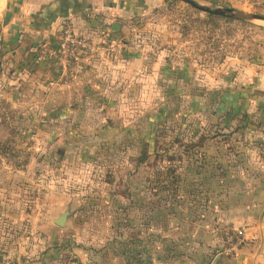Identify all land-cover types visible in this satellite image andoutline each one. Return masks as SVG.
I'll use <instances>...</instances> for the list:
<instances>
[{"label":"rangeland","instance_id":"1","mask_svg":"<svg viewBox=\"0 0 264 264\" xmlns=\"http://www.w3.org/2000/svg\"><path fill=\"white\" fill-rule=\"evenodd\" d=\"M193 1L208 9L264 15V0ZM123 5L130 9L123 12L117 0L106 7L118 12L95 7L77 21L48 19L47 31L24 35L25 47L23 34L16 33L21 44L8 54L3 40L16 21L15 0H7L0 12L6 53L0 115L19 121L15 148L6 158L0 151V264H82L75 250L88 231L93 244L101 245L100 235L116 236L120 242L111 248L133 254L134 227L149 222L148 197L168 204L169 216L182 207L205 218L202 228L215 226L213 236L225 242L210 250L209 264L220 258L245 264L242 256L247 264H264L262 223L224 226L220 212L223 224L217 226L205 213L220 200L225 182L233 201L247 200V207L264 198L260 135L247 152L235 130L243 120L258 123L247 110L259 103L253 89L264 73V21L215 20L211 16H220L180 0H123ZM114 24L121 25L119 34L113 33ZM66 28L90 44L75 57H66L71 49ZM30 53L42 70L54 73L52 80L44 75L40 88L52 94L17 103V90L14 98L6 95L16 86L7 75ZM65 96L72 102L54 111ZM23 107L26 113H14ZM201 137H207L202 147ZM66 212L61 228L55 220ZM257 255L262 258L251 257Z\"/></svg>","mask_w":264,"mask_h":264},{"label":"crops","instance_id":"2","mask_svg":"<svg viewBox=\"0 0 264 264\" xmlns=\"http://www.w3.org/2000/svg\"><path fill=\"white\" fill-rule=\"evenodd\" d=\"M116 1L117 0H15L16 21L13 23L15 26H13V24L9 25V34H7L4 38L5 40H3L5 44V47L3 45V52L21 44V40L16 36L18 32L23 34L21 39L24 41L25 47L27 36L32 37V35L38 31L48 30L50 22L46 25V20L51 19L56 22L64 18H73V21H77L76 18L78 15L88 12L89 9L93 10L95 7L98 8V11L101 7L100 10L106 9L110 12H118L120 10L116 7H106V2L112 4L116 3ZM118 2L123 12L130 9L128 5L126 7L123 5V0H118ZM51 26L53 27L54 25ZM13 32H15V34H13ZM25 34L27 36H24ZM38 64L36 60L33 61L26 68V71L16 78V81L11 79L12 84H16L14 87L17 90V95L15 93L17 103H21L19 100L21 95L25 98V101H27L26 99L29 100L27 102H36L41 98L44 100L48 94H52L51 92L40 90V88L43 87L47 81L44 75L46 74L48 79L52 80L54 78V73L51 71V68L42 70L41 66H38ZM25 76L28 77V82H24ZM255 82L257 90L253 89V92L256 94L255 96L259 103L249 106L247 112H252L254 115L252 117L257 118L258 123L252 121L251 123L253 124H250V122L243 120L235 128L240 138L247 143V152L252 146L251 141H259V138H257L258 135H260V140H262V144L264 145V73L255 78ZM55 94L61 98L60 94L56 92ZM36 98H39V100ZM63 100V107L55 109L54 111H63L65 105L72 102L73 99L70 96H65ZM251 136L254 137L252 138ZM261 165H264V161ZM149 191L152 193L154 189H150ZM158 193L159 196H161L162 190L159 189ZM218 195L220 196V200L211 202L207 207V212H205L207 213V219H211L208 220L209 223L220 226L223 224L222 221L225 220L224 226L232 225V223L236 227L245 224L244 226L250 228L251 226L261 223L264 226V198L252 205V207H247V200L243 202L241 199L233 201V194L226 182L224 183V188L220 189L218 192ZM147 202L150 213L149 222L143 229L135 225L130 241L134 248L133 254L125 256L118 252L117 248H111L112 244L120 242V238H115L116 236L105 239V235H100L99 241L101 245L98 246L93 244V238L89 237L92 233L88 231L87 240L83 243V246L80 247V251L75 250V254L79 255L82 259L81 263L209 264L211 262L210 250L215 251L223 246L225 239L223 241L222 236L221 240L213 236L215 226L207 224L209 227L202 228L201 225L204 223L201 220H204V217L201 219L200 216H192L189 213H185L182 207L180 208V213L169 216L167 212L168 204L159 200L156 201L152 197H148ZM177 207L176 205V208ZM199 208L204 209L205 206H198V209ZM250 208L254 212L248 214ZM220 212L223 213L222 221L217 219ZM261 229L264 230V227ZM216 235L218 236V234ZM145 240V250L140 253L138 251ZM89 245L93 246L91 247ZM242 257L243 260L241 261L247 264L248 258L246 256ZM251 257H253V259L262 258L260 255ZM216 264H228V262L227 259L220 258V261Z\"/></svg>","mask_w":264,"mask_h":264},{"label":"trees","instance_id":"3","mask_svg":"<svg viewBox=\"0 0 264 264\" xmlns=\"http://www.w3.org/2000/svg\"><path fill=\"white\" fill-rule=\"evenodd\" d=\"M172 1H174V0H172ZM217 2H219V0H217ZM196 14L200 16V12H196ZM258 14L260 15L261 13H258ZM262 16L264 17V15H262ZM211 17L215 18V20H218V19L226 20V19L221 18V17H215V16H211ZM13 52H14V47L10 48L8 51H6L7 54L13 53ZM6 53L2 54V56H1V65H0L4 74L6 73V71H4L2 68L4 66L2 60L4 59ZM14 60H15V58H12V61H14ZM33 61H35V59H34V55L32 53L27 54V55H22V58L18 62H16L15 69L12 71L11 74L7 75L8 78L12 79L13 81H16V78L19 76L20 72L23 70L24 65L29 63L26 66V68H27ZM38 66H39V64H38ZM49 68L50 67H48L46 69H49ZM14 90H16L15 87L14 86L11 87L10 90H8L6 95L14 97L15 96L14 95L15 93L13 92ZM21 90H22V88H21ZM19 100H20V102L25 101L21 97L19 98ZM26 100L29 101L28 99H26ZM63 105H64V102L61 104V106H63ZM4 109H8V106L7 107L5 106ZM25 112H26L25 108H16L14 110V113L18 114V115H22ZM54 115L55 114H53V116ZM18 125H19V121H16L15 116H12L10 119H8L7 117L5 118V116L0 115V151L3 152L2 153L3 155H6V156H3L5 158L7 157V154L12 152V150L15 148V146L17 144V140L15 138V135H17V133L13 129L18 128ZM18 139H19V141H21V143L25 144V140H21V137H18ZM14 141H15V143H14ZM206 141H207V137H201L200 147H202ZM13 143H14V145H13ZM0 156H2V155H0ZM9 163H12V162L9 161ZM46 237H48V235Z\"/></svg>","mask_w":264,"mask_h":264},{"label":"water","instance_id":"4","mask_svg":"<svg viewBox=\"0 0 264 264\" xmlns=\"http://www.w3.org/2000/svg\"><path fill=\"white\" fill-rule=\"evenodd\" d=\"M180 1L188 4L189 6H191L197 11L207 13V14H212V15H216L220 17L238 20V21H248V20L264 21V17L258 14L246 13V12H230V11H223V10H218V9H208L194 2L193 0H180ZM112 29H113V33L119 34L121 30V25L114 24ZM1 56H2V46L0 43V59H1ZM69 215L70 213L66 212L64 215L60 216L57 220H55V224L61 228H64L66 226V222L68 220Z\"/></svg>","mask_w":264,"mask_h":264},{"label":"built area","instance_id":"5","mask_svg":"<svg viewBox=\"0 0 264 264\" xmlns=\"http://www.w3.org/2000/svg\"><path fill=\"white\" fill-rule=\"evenodd\" d=\"M76 34L77 33L74 29L66 28L64 30V35L66 37L67 43H69V46L71 47V49L69 50V53L66 54V57H68V58L75 57L80 52H82L86 49V45H90L89 43L86 44V41H84V40H79V39L75 38ZM241 236H242V233L240 232L237 237L240 239Z\"/></svg>","mask_w":264,"mask_h":264},{"label":"bare ground","instance_id":"6","mask_svg":"<svg viewBox=\"0 0 264 264\" xmlns=\"http://www.w3.org/2000/svg\"><path fill=\"white\" fill-rule=\"evenodd\" d=\"M7 6V0H0V12H3Z\"/></svg>","mask_w":264,"mask_h":264}]
</instances>
